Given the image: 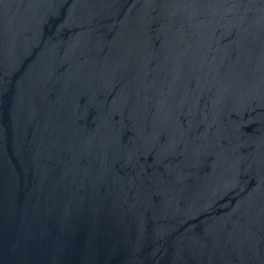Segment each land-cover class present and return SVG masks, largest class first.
I'll use <instances>...</instances> for the list:
<instances>
[{
  "label": "water",
  "instance_id": "water-1",
  "mask_svg": "<svg viewBox=\"0 0 264 264\" xmlns=\"http://www.w3.org/2000/svg\"><path fill=\"white\" fill-rule=\"evenodd\" d=\"M0 264H264V0H0Z\"/></svg>",
  "mask_w": 264,
  "mask_h": 264
}]
</instances>
